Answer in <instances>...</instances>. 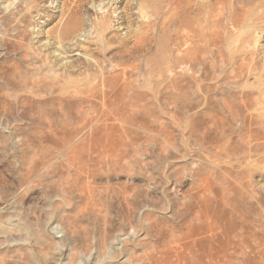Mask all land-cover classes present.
Masks as SVG:
<instances>
[{
	"label": "rangeland",
	"instance_id": "374dc122",
	"mask_svg": "<svg viewBox=\"0 0 264 264\" xmlns=\"http://www.w3.org/2000/svg\"><path fill=\"white\" fill-rule=\"evenodd\" d=\"M234 1L0 0V264H161L191 232L264 264V0ZM213 41L229 67L187 57ZM26 49L68 83L7 79Z\"/></svg>",
	"mask_w": 264,
	"mask_h": 264
},
{
	"label": "bare ground",
	"instance_id": "6f19581e",
	"mask_svg": "<svg viewBox=\"0 0 264 264\" xmlns=\"http://www.w3.org/2000/svg\"><path fill=\"white\" fill-rule=\"evenodd\" d=\"M169 1V6H173L171 7L172 9L173 8H176L180 5V3H178V0H168ZM214 1V2H213ZM217 0H207V3L209 5V7L211 6V3H216ZM233 2L232 3H236V1L232 0ZM187 3V2H186ZM171 4V5H170ZM188 4V3H187ZM186 4H184V6L180 5V8H182V11L180 12V15H183L185 14L187 11L185 10L186 7H185ZM214 6V5H213ZM171 9V10H172ZM212 10V9H211ZM105 14V13H104ZM112 14H115L112 13ZM112 14L111 16H108L106 15V17L101 20V21H98L97 23H95V27L96 29L98 30H105V31H108V29H111V26L109 25L111 22H110V19L112 17ZM225 21H230L231 23H235V19H234V15H233V11L230 12V15H226V17H224L223 19H221V23H224ZM109 22V23H108ZM18 30V29H17ZM70 29H66L64 30L63 32V36H66L70 33ZM1 32V31H0ZM18 32V31H17ZM17 35L13 38V41L15 43V45H17V47H19L20 49H24L25 48V43H26V40H25V36L21 33H16ZM137 35V33H136ZM1 37V36H0ZM10 37V36H9ZM219 38V40H222V36L218 35L217 36ZM5 38V37H4ZM6 40H8V38H6ZM11 41V40H10ZM12 44V43H11ZM14 45V47H15ZM13 46V45H12ZM29 46V45H28ZM188 48V47H187ZM209 48H213L212 52L210 53V51L208 50ZM27 50V49H26ZM24 52V50L22 51ZM30 52V50H29ZM37 51H35L34 53L36 54ZM216 52L217 53V56L221 58L220 62L222 63V65H224L222 67V69H224L225 67H229V62L226 61V56L222 54V49L220 47V44L217 43L216 41H213L211 44L207 45V46H204L202 44L200 45H196V44H191L190 43V46L189 48L187 49L186 51V54H187V57L194 53L195 54V57L198 56L199 57V62L198 64L203 67L204 65H207L209 62V59L207 60V58L205 57V55H208L211 54L213 55V53ZM32 53V52H31ZM24 59H27V63L29 62L30 65H27V66H31V67H34L35 69H38V72L40 73H36L32 76L30 75H24V74H21V72L19 71V66H15L13 68H11V73L9 75L8 78H10L9 80L13 79L14 81L18 82L19 85L21 84H24L26 87H31V89L33 88H36V87H40L42 93L45 95V96H48V95H52L54 93V89L57 88V87H60L62 84H67L68 83V79L70 78L69 76H66V75H63V73H59L57 70H55L54 68H52L50 65L48 64H52V63H46V59H43L41 58V56H37V55H34V54H30L28 53V50H27V53H25ZM48 59V58H47ZM189 59V58H188ZM25 62V61H24ZM56 68V66H54ZM58 68V67H57ZM69 68V67H68ZM34 69V71H35ZM64 71V70H63ZM37 72V71H36ZM7 73V74H9ZM70 73V71H69ZM26 74V73H25ZM30 74V73H29ZM42 76L44 75L46 77L45 78H40L41 75ZM65 74V72H64ZM69 75V74H68ZM7 76V75H6ZM40 76V77H39ZM8 81V80H7ZM13 85H14V82H12ZM12 85V84H11ZM64 86V85H63ZM25 88V87H24ZM26 89V88H25ZM37 89V88H36ZM23 90V89H22ZM33 91V90H32ZM40 91V90H38ZM75 92V90H73ZM78 91V90H77ZM76 91V92H77ZM75 92V93H76ZM39 93V92H38ZM80 93V91H79ZM77 93V94H79ZM105 95V94H104ZM41 96V95H40ZM103 98V97H102ZM22 100V99H21ZM23 100H25V98H23ZM56 100V99H54ZM52 100L50 103L52 104H56V101ZM104 100V99H103ZM106 101V100H105ZM22 102V101H21ZM88 102V101H87ZM86 102V104H87ZM104 103V101H102ZM24 104H27V101H23ZM66 105H65V104ZM23 104V105H24ZM71 103H66L65 101H63L62 99L58 100L57 102V105L58 107L64 112V113H68V107L70 106H73V105H70ZM91 105V102L89 103ZM107 104V103H105ZM84 105V104H83ZM257 105V104H256ZM76 106V105H75ZM74 106V107H75ZM107 106V105H106ZM230 106V105H229ZM232 106V105H231ZM234 109H236L238 112L241 113L242 115V109H247L248 108V104H247V100L243 101L240 105H233ZM87 107V105H86ZM89 107V106H88ZM103 108V107H102ZM106 108V107H105ZM230 108V107H229ZM38 111V110H37ZM232 111V110H230ZM34 113V112H33ZM235 113V112H234ZM37 114V113H35ZM231 114V113H229ZM40 115V118L43 119V115H41V113L39 114ZM232 115V114H231ZM82 116V115H81ZM236 116V115H235ZM245 116V115H244ZM250 116V114H249ZM237 118V116L235 117ZM50 119V118H49ZM49 119H46L49 120ZM254 119V117H253ZM44 120V119H43ZM51 120V119H50ZM236 121V119H234ZM239 120V118H238ZM251 120V118H250ZM240 121V120H239ZM243 122V121H242ZM241 122V123H242ZM240 123V122H239ZM250 123V122H249ZM49 125L50 128H53L52 127V124H47ZM123 125V124H122ZM55 129V128H54ZM56 130V129H55ZM215 146V145H214ZM208 219H210L208 216H207ZM193 226H191L192 228ZM195 230V229H194ZM193 230V231H194ZM202 231V230H201ZM200 233V232H199ZM196 234V233H195ZM191 237H192V240L191 241H187V242H174L173 245L171 246H168L165 248L164 250V261H162L161 264H206V262L208 261L209 264H217V261L219 259V257L221 256V251L218 250L216 247H215V243H211V245H207V243H199L197 240H194L193 239V236H192V232H191ZM194 235V234H193ZM196 236V235H195ZM200 236V235H199ZM190 237V238H191ZM189 238V237H188ZM187 240V239H186ZM213 240V239H212ZM211 240V241H212ZM185 241V240H184ZM239 250V249H238ZM240 252V251H239ZM237 254L238 251H237ZM159 255V253H158ZM233 256V255H232ZM235 256V254H234ZM163 257V256H162ZM226 257V256H225ZM240 257V256H238ZM242 257V256H241ZM161 258V257H159ZM230 258V257H229ZM171 261H174V263H171ZM215 262V263H213ZM238 263V262H237ZM151 264H158V261H154L152 262Z\"/></svg>",
	"mask_w": 264,
	"mask_h": 264
}]
</instances>
